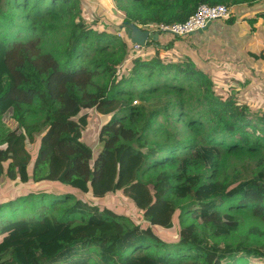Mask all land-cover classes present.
I'll use <instances>...</instances> for the list:
<instances>
[{
	"label": "trees",
	"instance_id": "obj_1",
	"mask_svg": "<svg viewBox=\"0 0 264 264\" xmlns=\"http://www.w3.org/2000/svg\"><path fill=\"white\" fill-rule=\"evenodd\" d=\"M83 1L0 0V118L13 125L0 140V183L86 195L2 201L0 264H264V107L216 95L155 31L202 5L257 0H116L120 21L98 19L99 7L87 20ZM119 24L154 31L155 56L136 57ZM93 109L108 117L94 159L81 141ZM114 194L149 229L95 202ZM175 225L170 242L150 231Z\"/></svg>",
	"mask_w": 264,
	"mask_h": 264
},
{
	"label": "crops",
	"instance_id": "obj_2",
	"mask_svg": "<svg viewBox=\"0 0 264 264\" xmlns=\"http://www.w3.org/2000/svg\"><path fill=\"white\" fill-rule=\"evenodd\" d=\"M229 18L230 22L212 21L205 30L179 38V48L183 49L175 52L173 47L172 60L190 59L214 84L227 86V82L238 91L264 86V0L231 8ZM245 97L244 104L257 111L264 107V101L251 98L253 95Z\"/></svg>",
	"mask_w": 264,
	"mask_h": 264
},
{
	"label": "rangeland",
	"instance_id": "obj_3",
	"mask_svg": "<svg viewBox=\"0 0 264 264\" xmlns=\"http://www.w3.org/2000/svg\"><path fill=\"white\" fill-rule=\"evenodd\" d=\"M116 0H84L83 1V11L84 16H86L87 20H92L93 15H95L93 7H99V12L96 14V17L98 19H107V20H114V21H120L123 17V14L117 10L116 8ZM2 9V6H0V10ZM109 23H113L110 21ZM121 25V24H119ZM162 40L160 42H163L164 45L174 47V51H180L183 49V47L179 48V40L177 41L174 38H171L170 35L162 34L160 36ZM190 52V51H189ZM156 53V49L151 46H145L143 48H139L136 53V57L142 58V59H149L150 57H154ZM176 55V53H175ZM217 56L213 57V60L216 61ZM219 72V71H218ZM216 77V76H215ZM218 79L219 78H215ZM214 80V79H213ZM248 81V80H246ZM213 89L218 96H222L223 98L226 96H232L236 98V102L238 105L242 106L244 105V102L246 101L247 97L245 95L252 96L251 98H258L260 102L264 101V86L261 87H247L246 90L243 88H240L238 91L236 86L228 85L224 83L227 86L214 84L213 81ZM243 90L245 93H243ZM247 102V101H246ZM88 117V125L86 129L83 131L81 136V141L85 143L87 146H89L92 150L93 159L96 157L97 153L101 149V144L98 140V131L100 126L108 119L107 116H103L99 114L96 110H89L84 112ZM0 140L3 137V135L8 131L6 128L13 127L12 120H10L9 115H4L0 118ZM5 126H4V125ZM38 139L36 140L37 143ZM28 146V150L31 152L32 156L34 157L36 155V144L34 146ZM31 181H28L26 183H21L20 181L15 183H0V203L2 201L7 200H13L16 199L19 196H22L27 193L35 192H49V193H57V192H70L73 195H75L79 199H85L86 195L81 194L79 191L65 189L63 190L60 187H56L55 184L50 183L45 187H40V184L38 183H32ZM96 203H98L101 206H106L113 210L114 212L118 214H122L125 216L130 217L134 221L136 225H139L142 229H149L148 228V222L143 219L141 213L138 214L134 209L133 206L126 200H122L121 197H117L116 194L112 195L111 197H103L101 199L95 200ZM30 213H17L13 215H4L2 216V221H9V220H19L21 218H27L30 216ZM252 224H258L262 227L263 224L258 223L256 220H250ZM246 227V225H245ZM150 231L155 235V237L163 240V241H172L175 240L178 236V227L175 225L174 228L168 230H161L158 228H151Z\"/></svg>",
	"mask_w": 264,
	"mask_h": 264
},
{
	"label": "built area",
	"instance_id": "obj_4",
	"mask_svg": "<svg viewBox=\"0 0 264 264\" xmlns=\"http://www.w3.org/2000/svg\"><path fill=\"white\" fill-rule=\"evenodd\" d=\"M230 12L231 10L223 5H202L185 22L172 25L161 24L155 26V31L161 34L183 38L203 30L212 21L227 20L230 17ZM151 32L153 33L154 31ZM139 48L138 45H134V50H138Z\"/></svg>",
	"mask_w": 264,
	"mask_h": 264
},
{
	"label": "water",
	"instance_id": "obj_5",
	"mask_svg": "<svg viewBox=\"0 0 264 264\" xmlns=\"http://www.w3.org/2000/svg\"><path fill=\"white\" fill-rule=\"evenodd\" d=\"M206 28V27H205ZM205 28L203 30H205ZM116 31H122L124 35L126 36L127 40L133 44L138 45L140 48H143L146 46L147 41L153 40L156 41L158 35L154 34L150 31H144L138 28L137 26L133 24H121L117 27H115ZM200 30L199 32L203 31Z\"/></svg>",
	"mask_w": 264,
	"mask_h": 264
}]
</instances>
